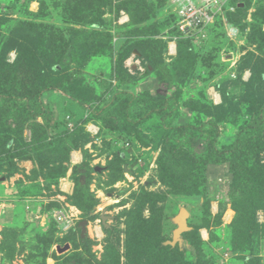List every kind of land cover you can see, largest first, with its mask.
Returning <instances> with one entry per match:
<instances>
[{
    "label": "rangeland",
    "instance_id": "obj_1",
    "mask_svg": "<svg viewBox=\"0 0 264 264\" xmlns=\"http://www.w3.org/2000/svg\"><path fill=\"white\" fill-rule=\"evenodd\" d=\"M234 2L239 10L221 21L205 50L197 52L191 37L173 34L172 7L162 0H0V63L15 61V51L6 57L2 47L20 22L34 27L45 61H58L80 31L91 34L92 40L96 33L99 39L109 41L112 33L118 39L112 46H95L89 53L99 55L88 64L65 68L56 75L58 89L41 98L49 126L62 123L67 115L80 121L72 142L57 145L54 137L60 130L50 129L48 140L40 144L27 127L12 123L21 112H4L0 102V264H264V210L256 211L257 226L252 224L239 239L231 226L236 214L226 197L228 164L207 168L206 202L199 195H182L181 187L190 185L189 174L203 169V163L179 162L164 149L159 117L142 116L145 112L136 102L131 111L138 121L112 123L122 128L110 131L106 121H94L85 113L75 96V89L100 95L105 88L101 76L126 52L141 49L159 78H146L150 84L139 91L149 86L151 95L175 93L186 104L179 123L205 120V114H211L223 128L219 145L230 146L246 123L264 120V108L256 103L261 83L246 87L238 79L240 66L250 65L255 75L264 73L259 66L264 63V0ZM171 44L176 47L172 53L167 50ZM135 56L129 59L135 61ZM127 65L135 68V62ZM44 76L41 81L48 79ZM262 138L259 132H246L244 143L249 146L243 149L249 150L239 163L254 173L264 164ZM125 141L133 143V150H126ZM191 150L194 155L200 149ZM72 152L81 155L79 164L72 162ZM80 164L82 169L75 173L74 166ZM178 166L186 179L178 180L168 171L176 172ZM78 179L87 193L76 192ZM256 184L246 189L245 197L256 198ZM180 209L189 214L186 233L192 234H182L181 243L171 246ZM161 242L174 249L168 256L158 248ZM65 246L69 249L59 253ZM192 246L201 255L196 256Z\"/></svg>",
    "mask_w": 264,
    "mask_h": 264
},
{
    "label": "trees",
    "instance_id": "obj_2",
    "mask_svg": "<svg viewBox=\"0 0 264 264\" xmlns=\"http://www.w3.org/2000/svg\"><path fill=\"white\" fill-rule=\"evenodd\" d=\"M162 1H165L167 5L170 2V0ZM229 4L235 8L234 13L239 10L237 5H235L236 3L234 0H230ZM234 13H228L226 19ZM170 14L173 24L175 25L176 16L171 11ZM220 23L221 22H217L214 27L208 30L207 39L204 42L197 43L194 38L191 37L196 44L194 45L195 51L201 52L205 50L211 34L217 29ZM20 24L21 26L18 29ZM175 33L181 35L177 29L173 34ZM98 37L99 34L96 33V36L92 40V36L89 33L83 31L75 33L71 38L72 43L69 48L58 61H54L55 58L50 61L44 60L38 47V35L35 32L34 27L30 24L18 23L16 28L10 29L7 37L3 40L2 54L7 57L10 52L15 51L16 55L14 63H4V61L0 63V102L4 106L3 111L11 114L21 112V116L12 123L16 124V126L27 127L31 132V137L37 139L40 144H44V142L48 140V130L50 129L60 130L58 131L59 133H57L58 135L54 137L58 143L57 145L72 142L71 140L74 135L78 133L79 129L77 127L81 126L79 123L80 121L75 122L73 130L70 132L67 128L66 117L62 123H58V125H55L54 127L49 126L51 120L47 119L42 111L44 105L42 104L41 98L43 94L58 89L60 81L57 79L56 75L61 74L65 68L68 69V67L73 64L78 67V64L81 65L82 61L88 64L92 59L99 55L93 56L94 53H89L95 49V46L99 48V45H103L105 42L106 45L109 43L112 46L111 42H116L118 40L113 33L112 35L107 36L109 41H107L106 38L99 39ZM85 47L86 50L83 52ZM103 47L106 46L103 45ZM87 52L89 54L88 56H85ZM134 52L136 53L134 58L140 61L144 73H139L137 70H134L133 74H131L125 67L126 61ZM103 57L105 56L103 55ZM117 58L118 55H116V60ZM261 62L262 64L259 66L263 69L264 63L263 61ZM247 70L250 73V78L245 82L242 80L240 81H242L243 85L246 87H250L255 82L259 84L261 83L260 86L262 87V92L258 93L256 103L258 109H263L264 73H257V75H255L256 73L252 70L250 65L244 67L240 66L238 67V79H242L241 74ZM157 71L158 69L156 70L151 59L146 60L144 58L141 49L136 48L132 51H128L115 62L107 75L101 76L100 82L105 85V88L100 95L97 94L91 96L90 94L87 96L86 93L83 94V92H78V89H75V96L79 95V98L76 100L77 104L81 108L85 106V113L90 112L94 121L97 119L102 124L106 121L108 125L107 129L110 131H118L122 128H119L118 124L111 126L112 123L138 121V119H135L134 115H132V111L136 108V102L141 104L142 111L145 112L142 116L144 115L149 118L159 117L160 125L163 127V135L165 137L164 149L172 151L173 155L177 157L175 160L178 159L179 162L191 159L193 162L203 163V169H197V173H201L197 174L191 172L189 174V176L191 175V182L185 189L178 183H175L176 185L174 184V187L182 188V195H199L204 199V202H206V193L208 192L206 186L207 168L228 164L230 183L226 197L230 200L229 203L236 214L231 226L232 228L235 227L237 229L239 239H243L244 236L250 232V229H252V224L257 226L256 211L258 209L264 210L263 205H261L264 202V164L260 166L261 168L257 166V170H260L254 173L250 171V169H247L249 167H241L239 162L240 158L244 156L245 150H249L243 149L249 146V144L244 143L246 142V132H259L262 134V137L264 136L263 118L257 117L254 121L246 123L239 132L237 131L233 139L229 142L230 146H221L219 145L218 140L223 128L220 127L219 122H217L218 120H215L211 114H205V120L197 118L195 122L187 121L179 123L177 120L181 117V108L186 104L185 102L181 103V101L176 98L177 95H175V93L160 97L157 94L151 95L152 93H150L149 86L145 87L146 89L143 91L136 92L134 90L137 84L146 78L153 81L158 80L159 77L157 76L159 75ZM43 75H45V78H48L46 81L40 80ZM68 78H70L69 75ZM169 88L170 85L167 86V91H169ZM90 90H92V88H90ZM214 107H219V105ZM104 111L105 113H102ZM222 111L223 113L225 112L223 109ZM67 117L73 121L75 120L72 115H67ZM39 119L42 120V123L38 122ZM140 119L142 120V117H140ZM125 143L128 144L129 148H126V150H133V143L127 141H125ZM196 148L200 149L199 154L197 152L193 155L191 149ZM261 150L263 151L264 149ZM135 162L138 163V160L135 159ZM169 163L171 166L172 161H169ZM179 166L178 171L176 172L174 168H171L168 171L172 172L173 176L175 174L176 177H178V180L186 179ZM80 169H82V164L74 166L75 173ZM201 175L202 179L198 180ZM168 179L171 180L170 178ZM255 181L258 182L254 187V193H257L254 196L256 198L249 199L245 197V192ZM76 188V192H88L86 185H82L79 179L76 180ZM248 190L252 191V188H249ZM238 201L241 202V206L238 205ZM249 213H251V215ZM190 234H192V232L185 233L184 238ZM192 247L196 256L201 255V252L197 250L195 246ZM158 248L165 251L167 256L170 251L174 250L171 247H165L163 242H161ZM183 254L184 253L179 254L181 258H183Z\"/></svg>",
    "mask_w": 264,
    "mask_h": 264
},
{
    "label": "built area",
    "instance_id": "obj_3",
    "mask_svg": "<svg viewBox=\"0 0 264 264\" xmlns=\"http://www.w3.org/2000/svg\"><path fill=\"white\" fill-rule=\"evenodd\" d=\"M230 0H170L172 13L176 16L175 28L184 36L192 37L197 43L207 39L208 30L217 22L226 21L228 13H234L235 8L229 4ZM115 41V39H114ZM169 52L175 51V47H169ZM132 69L125 63V67L133 74L134 70L144 73L140 61L136 59ZM67 128L71 132L75 122L66 117ZM128 147V144H126Z\"/></svg>",
    "mask_w": 264,
    "mask_h": 264
},
{
    "label": "water",
    "instance_id": "obj_4",
    "mask_svg": "<svg viewBox=\"0 0 264 264\" xmlns=\"http://www.w3.org/2000/svg\"><path fill=\"white\" fill-rule=\"evenodd\" d=\"M189 214L185 209H180L178 215L174 219V223L177 226V229L173 231V240L170 243L171 246H174L176 243H181L182 234L188 232L190 228L187 225V218ZM69 247L65 246L63 249L59 250V253H62L68 250Z\"/></svg>",
    "mask_w": 264,
    "mask_h": 264
},
{
    "label": "crops",
    "instance_id": "obj_5",
    "mask_svg": "<svg viewBox=\"0 0 264 264\" xmlns=\"http://www.w3.org/2000/svg\"><path fill=\"white\" fill-rule=\"evenodd\" d=\"M169 47V46H168ZM167 47V48H168ZM176 48V47H175ZM167 56H171V55H169V54H167ZM136 60V59H135ZM127 63H133L134 62V60H132V58L131 59H128L127 61H126ZM250 76V73H249V71L247 70V71H244L242 74H241V76H242V81L243 82H245L246 81V79H245V77L246 76ZM149 85L150 83H147V81L144 79V80H142V81H140L138 84H137V86L135 87V91H137V92H139V90L143 87V85ZM71 160H72V162L74 163V164H79L80 162H81V160H82V157H81V155H78V153L77 152H72L71 153Z\"/></svg>",
    "mask_w": 264,
    "mask_h": 264
},
{
    "label": "bare ground",
    "instance_id": "obj_6",
    "mask_svg": "<svg viewBox=\"0 0 264 264\" xmlns=\"http://www.w3.org/2000/svg\"><path fill=\"white\" fill-rule=\"evenodd\" d=\"M171 47L173 48V47H174V45H172V44H171Z\"/></svg>",
    "mask_w": 264,
    "mask_h": 264
}]
</instances>
